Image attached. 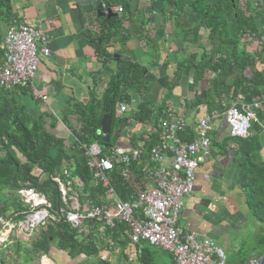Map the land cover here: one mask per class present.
<instances>
[{
	"label": "trees",
	"instance_id": "16d2710c",
	"mask_svg": "<svg viewBox=\"0 0 264 264\" xmlns=\"http://www.w3.org/2000/svg\"><path fill=\"white\" fill-rule=\"evenodd\" d=\"M99 1L106 6L119 4L122 11L109 18L97 17L91 10L81 12L92 13L90 26H93V30L85 29L84 34L90 40L95 54L101 58V64L108 66L111 72L98 97L94 85L88 100L84 104L75 105L74 110L82 113V123L74 140L67 143L64 138L49 133L44 127L41 114L33 117L21 101L17 104L6 96L15 89L24 94L27 88L0 89L5 93L0 96V219L11 224L24 218L21 213L24 207L16 194L19 186L33 187L46 198L48 194L53 197V201L47 198L51 204L50 211L56 212L64 208L56 184L50 180L51 175L61 173L62 169H67L69 179L74 180L81 208L88 203L100 204L97 195L102 196L105 188L101 184L92 183V170L86 164L85 151L93 141L103 144L102 135L97 134L101 117L109 113L111 122L108 142L105 148H101L99 156L107 154L120 127L150 121L153 126L157 119L165 116L167 101L183 76H189L193 89L195 88L193 96L183 101L185 114L198 112L201 107L207 110L220 109L222 97L227 106L258 99L260 105L254 110L256 120L252 121L251 128L258 130L261 129L260 124H264V43L256 24L258 17H264V7L261 8L258 4L253 7L251 0H147L140 7L136 2L134 8L128 0ZM156 2L164 22L169 23V42H176L180 47L185 43L193 48L182 50L179 47L177 51H197L180 62L172 61L174 69L171 76L165 71L160 77L153 76L164 90L159 103L142 100L150 80L154 78L148 71L144 73L147 70L145 65L136 61L140 48L147 45L156 51L158 46L151 24L153 12H156ZM10 14V1L0 0V19L9 20ZM200 35L204 38L200 39ZM131 40L135 47L130 51L135 53L129 52L125 47ZM116 43L118 48L114 47ZM250 44L251 50L247 48ZM126 51L131 55L129 58L123 56ZM113 55H117L116 62H112ZM169 64L170 61L164 62L163 69ZM248 69L251 70L250 75L246 73ZM208 74L210 76L205 78ZM230 76L233 79L227 83L226 79L231 78ZM201 81L205 82L202 87L199 86ZM136 94L139 101L134 105L131 100ZM119 103H126L131 107L123 116L116 115ZM179 136L190 141L194 138V133L187 126ZM128 139L131 148L137 150L135 159L128 153L127 168L131 177L124 179L121 176L123 165L118 164L114 165L110 174V185L124 201L133 199L142 179L144 180L145 169L153 166L148 151L159 142L158 134L154 131L149 135L142 134L140 138L130 134ZM226 139L233 138L225 135L220 142ZM213 142L218 143L215 139ZM30 143H33V150H30ZM237 144L239 151L231 149L239 163L236 182L243 192L248 216L264 227V161L257 153L260 144L250 134L239 139ZM61 214L62 221L49 220L45 225L38 226L26 241L11 237L10 232L0 242V264H32L36 258H48L52 248L67 253L70 258L96 257L97 234L103 237L112 235L111 238L121 236L127 240L121 223L102 228L95 221L86 220L81 229H74L66 221L64 212ZM1 227L0 223V229ZM100 228L103 233L98 232ZM148 247L150 245L145 243L137 251L140 264H152V252ZM263 254L264 235L257 239L253 248L226 262L249 264Z\"/></svg>",
	"mask_w": 264,
	"mask_h": 264
},
{
	"label": "crops",
	"instance_id": "0c3cea01",
	"mask_svg": "<svg viewBox=\"0 0 264 264\" xmlns=\"http://www.w3.org/2000/svg\"><path fill=\"white\" fill-rule=\"evenodd\" d=\"M9 1L11 6L10 18L9 20L0 19V44L9 25L29 23L46 36V46L49 49V55L39 56L35 77L30 88H27L24 94L19 89H15L6 96L14 101L15 98L19 99L33 117L41 114L45 129L56 137H62L67 143H70V141L74 140L75 134L79 132L82 123V113L74 110L75 105L84 104L88 100L89 92L94 85L96 86L95 93L98 97L111 72L108 66L101 64V58L95 54L90 40L84 34L85 29L93 30V26H90L92 13L83 14L81 12L91 10L96 14V11L92 8L81 10L79 2H89V0ZM146 1L128 0L132 8H134L136 2L137 6L140 7ZM257 4L263 8L264 0H251L253 7ZM154 6L156 12H153L151 24L156 37L158 28L165 30V28L169 27V23L164 22V18L158 10L159 4L156 2ZM256 24L261 34L260 39L264 43V17H258ZM199 38L203 39L204 36L200 35ZM174 43L176 44V50L174 51H153L149 46L145 45V47L140 48L141 51L136 60L137 63L145 65L147 70L144 71H148V73H150V70L158 73L157 75L154 74L155 78L160 77L163 71L168 76H171L174 69L172 61L180 62L187 55L197 52L177 51L180 45L176 42ZM114 47L118 48L117 43ZM125 47L129 52L135 53V51H130L135 47V43L132 40L128 41ZM250 47L251 44L247 48L250 49ZM111 49L107 48V50ZM248 52L251 53L252 51ZM123 56L129 58L131 55L126 51ZM166 61H170L171 64L163 69L162 64ZM246 73L250 75L251 70H246ZM237 75H232V77ZM209 76L210 74L206 75L205 78ZM232 77L227 78L226 82L230 83L233 79ZM155 78L154 81L156 80ZM203 85H205V82L201 81L199 86L202 87ZM33 89L46 98L42 99L33 95ZM194 89L191 84V78L183 76L179 84L173 88L172 95L168 99L165 109L173 108L177 111V115L184 117L189 123H195L198 119L199 111L203 108H200L199 113L190 112L185 114L182 107L184 99H190L193 96ZM146 93L143 95L142 100L156 103H159L160 97L162 99L164 95L163 88H160V86L156 97H149ZM4 95L5 93L0 91V96ZM134 96H132L131 101L136 105L139 97L134 99ZM224 100L222 97L221 102L226 101ZM130 108L128 106V110ZM116 115H119L118 108H116ZM149 124H151V121L147 123V125ZM137 126L138 124L120 127L116 131L117 135L114 133L116 139L111 147L126 149V153L131 154L134 149L130 146L129 135L140 138L142 134L145 136L148 133L147 129L145 131L141 130L142 132L139 131ZM258 132H262L264 136L262 129H259ZM249 134L252 135L249 131L247 137ZM225 135H228L226 124L224 121H218L217 125L209 133L211 154L196 168L193 191L182 198L181 214L178 217V224L182 228L199 236H207L214 241L216 240V232L220 231L224 235L227 227L235 221L236 215L241 216L247 211L243 192L236 182L239 163L233 155V150H231L238 149L239 151L237 142L239 139L244 138L228 135V137L233 139H226L220 142ZM214 139L218 142L217 144L213 142ZM256 142L260 144V149L257 153L264 161V143L262 140H256ZM239 154L242 155V153ZM140 186H142L141 183ZM235 195L243 200L244 211L240 210ZM97 198L100 203L113 199L104 193L102 196L97 195ZM86 206L88 205L83 206V208ZM98 232H101V228ZM111 237L112 235L110 237H103L101 234L96 235L98 246L96 257L77 256L70 258L67 253L52 248L47 259L50 264H104V262L109 264H125L126 262L140 264L137 259L139 255H137L138 247L124 240L121 236L117 238ZM215 242L220 246H227V244L224 245L220 241ZM148 248L152 252L150 258L152 264H170L171 257L168 252L151 245ZM125 251L130 252V254L127 256Z\"/></svg>",
	"mask_w": 264,
	"mask_h": 264
},
{
	"label": "built area",
	"instance_id": "2783aa9c",
	"mask_svg": "<svg viewBox=\"0 0 264 264\" xmlns=\"http://www.w3.org/2000/svg\"><path fill=\"white\" fill-rule=\"evenodd\" d=\"M100 7L104 14L122 11L121 5L106 6L101 3ZM46 39L29 23H18L6 28L0 44V89L30 88L39 56L49 55ZM32 93L46 98L34 89ZM259 105L258 99L229 106L221 102L220 109L200 110L195 123H189L177 115L173 108L165 109V116L157 119L155 125L149 124L147 127V134L154 131L158 134L159 142L149 148L148 156L153 166L145 169L142 186L131 200L119 199L110 185V174L116 164L123 165L121 176L124 179L131 177L127 168L129 155L126 149L111 147L107 154L99 156V144L94 141L89 143L85 154L86 164L92 170V183L101 184L105 188L104 194L113 199L100 204L88 203V206L81 208L74 180L69 179L67 169H62L61 173L50 176L64 206L59 211L64 212L66 221L74 229H81L86 220H93L102 228L121 223L125 237L138 250L145 243L158 247L169 253L170 264H233L226 262L222 246L207 236H199L182 228L178 224V217L182 198L193 191L196 168L211 154L210 131L218 121H224L229 136L247 137L250 122L256 120L254 110ZM127 111L126 103L118 104V116H123ZM187 126L194 133L190 141L179 136ZM260 128L264 131V124H260ZM136 156L137 150L134 149L130 157L135 159ZM16 194L24 207L21 211L24 218L14 224L0 219L3 227L16 228L28 238L38 226L58 219L56 212L50 211L51 204L44 194L33 187L19 186ZM44 259L46 264H50L47 257Z\"/></svg>",
	"mask_w": 264,
	"mask_h": 264
},
{
	"label": "rangeland",
	"instance_id": "374dc122",
	"mask_svg": "<svg viewBox=\"0 0 264 264\" xmlns=\"http://www.w3.org/2000/svg\"><path fill=\"white\" fill-rule=\"evenodd\" d=\"M169 31H170V27L165 28V32L158 28L157 36L156 37L154 36L156 39V42L158 44V46L156 47V51H174V50H176V44L169 42ZM181 47H182V49L185 48L186 50H193V48L191 46L188 48V45L185 43L181 44ZM147 49H149V48H147ZM149 74L153 77V76H155L154 74L157 75L158 73L150 70ZM159 74H161V73H159ZM158 88H159V85H158L157 81L156 80L155 81L150 80L148 87H147V93L146 94L152 98L156 97ZM163 92H164V90H163ZM136 97H138L137 94L134 96V99H136ZM154 99H156V98H154ZM19 101H20L19 99L15 98V102L17 104L19 103ZM251 123H252V121L250 122V125H251ZM147 127H148L147 123L146 124H138L137 129H139V131H141V130L145 131L147 129ZM249 131L252 133V137H254L257 141L262 140L264 143V136L262 135V132L261 133L258 132L259 129L257 130V129L250 128ZM200 164H202V163H200ZM47 198L50 201H53V197H51L49 194H48ZM237 203L239 205L240 210L244 211L245 207H244L243 200L238 198ZM232 220H234V219L232 218ZM9 233H10L11 237H17V238L23 239L25 241L29 238V237L26 238L25 235L20 234L16 228L11 229V228H9V226L5 225L4 227L2 226L0 229L1 241L5 240L9 236ZM224 235H225L228 243H227V246H222V248L224 250L226 260L228 261V260H231L233 258H236L238 255L243 254V252H247L248 250L253 248L256 244L257 239L260 236L264 235V227L260 222L256 221L253 218H250L248 216V212L246 211L241 216L236 215L235 221L233 222L232 225H229V227H227ZM9 241H11V238L9 239ZM125 254L128 256L130 254V252L125 251ZM12 261L13 260H11V262ZM32 264H46V260L44 259V257H40L38 259L36 258L32 261ZM125 264H131V263L126 262ZM134 264H136V263L134 262Z\"/></svg>",
	"mask_w": 264,
	"mask_h": 264
},
{
	"label": "water",
	"instance_id": "95a60500",
	"mask_svg": "<svg viewBox=\"0 0 264 264\" xmlns=\"http://www.w3.org/2000/svg\"><path fill=\"white\" fill-rule=\"evenodd\" d=\"M79 5H80L81 10H86V9H91V8L94 9L96 11L97 17L109 18L115 15V13L113 12H108L107 14L100 12L101 3L98 0H89V2H79ZM113 58L114 60L112 62H116L117 55H113ZM110 122H111L110 114L109 113L103 114V116L100 119V128L97 130V134L102 135L101 142L103 143L102 145L99 146V148L106 147V144L108 142ZM29 146H30V150H33V143H30ZM56 215L58 219L62 221V214L59 210L56 211ZM249 264H264V254L252 260L251 262H249Z\"/></svg>",
	"mask_w": 264,
	"mask_h": 264
},
{
	"label": "flooded vegetation",
	"instance_id": "af4514ba",
	"mask_svg": "<svg viewBox=\"0 0 264 264\" xmlns=\"http://www.w3.org/2000/svg\"><path fill=\"white\" fill-rule=\"evenodd\" d=\"M235 198L238 200L237 195H235ZM215 237H216V240H215V241H218V242L220 241V242H222L224 245L228 243V241H227L225 235H223V233L220 232V231L215 233Z\"/></svg>",
	"mask_w": 264,
	"mask_h": 264
}]
</instances>
